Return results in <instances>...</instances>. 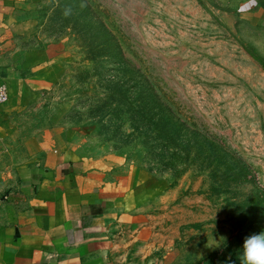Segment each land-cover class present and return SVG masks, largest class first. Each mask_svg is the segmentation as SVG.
I'll list each match as a JSON object with an SVG mask.
<instances>
[{
    "label": "rangeland",
    "instance_id": "374dc122",
    "mask_svg": "<svg viewBox=\"0 0 264 264\" xmlns=\"http://www.w3.org/2000/svg\"><path fill=\"white\" fill-rule=\"evenodd\" d=\"M51 61L0 128V205L44 139L137 178L138 264H241L264 231V18L251 0H29ZM26 97L24 96L27 92Z\"/></svg>",
    "mask_w": 264,
    "mask_h": 264
},
{
    "label": "crops",
    "instance_id": "0c3cea01",
    "mask_svg": "<svg viewBox=\"0 0 264 264\" xmlns=\"http://www.w3.org/2000/svg\"><path fill=\"white\" fill-rule=\"evenodd\" d=\"M28 1L0 0V85L9 87L0 128L24 86L40 88V78L22 73L52 60L48 49L23 47ZM251 2L264 18V0ZM17 182L0 205V264H138L129 244L140 220L132 168L95 166L52 136L19 168Z\"/></svg>",
    "mask_w": 264,
    "mask_h": 264
},
{
    "label": "clouds",
    "instance_id": "9594fccd",
    "mask_svg": "<svg viewBox=\"0 0 264 264\" xmlns=\"http://www.w3.org/2000/svg\"><path fill=\"white\" fill-rule=\"evenodd\" d=\"M241 264H264V231L244 240Z\"/></svg>",
    "mask_w": 264,
    "mask_h": 264
},
{
    "label": "built area",
    "instance_id": "2783aa9c",
    "mask_svg": "<svg viewBox=\"0 0 264 264\" xmlns=\"http://www.w3.org/2000/svg\"><path fill=\"white\" fill-rule=\"evenodd\" d=\"M9 101V87L7 84L0 85V108Z\"/></svg>",
    "mask_w": 264,
    "mask_h": 264
}]
</instances>
